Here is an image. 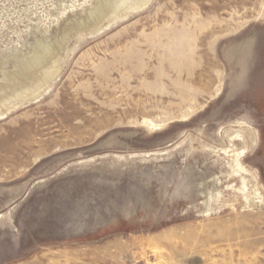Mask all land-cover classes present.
I'll use <instances>...</instances> for the list:
<instances>
[{
	"label": "rangeland",
	"instance_id": "1",
	"mask_svg": "<svg viewBox=\"0 0 264 264\" xmlns=\"http://www.w3.org/2000/svg\"><path fill=\"white\" fill-rule=\"evenodd\" d=\"M104 1L0 0V264H264V0Z\"/></svg>",
	"mask_w": 264,
	"mask_h": 264
},
{
	"label": "bare ground",
	"instance_id": "2",
	"mask_svg": "<svg viewBox=\"0 0 264 264\" xmlns=\"http://www.w3.org/2000/svg\"><path fill=\"white\" fill-rule=\"evenodd\" d=\"M103 1V0H102ZM151 0H106L104 2H102V4L100 5L99 3H97V5H100L99 11L103 10L104 11V7L107 8H111L110 10H114V13H111V15L113 14H118V12L120 10H127V11H139L141 9H143L145 6L150 4ZM105 13V12H104ZM132 13V12H130ZM93 17V15H92ZM98 18V16H95ZM103 17V16H101ZM105 17V16H104ZM103 17V18H104ZM100 18V17H99ZM92 19V18H91ZM95 19V18H93ZM98 20V19H97ZM96 20V21H97ZM99 21V20H98ZM97 21V22H98ZM102 21V20H101ZM95 22V21H94ZM91 23V22H90ZM92 24V23H91ZM43 49H37V51L35 52L34 56L24 65V70L25 71H35L36 74L34 75V77L32 79H28L25 83H23L22 85H27V86H31V85H36L37 83H40L42 78L47 77L48 79L50 77L54 78V76L58 73L55 74V72H51L49 71V68L51 69L52 66H48L49 64L47 63V59L49 57H51V53L53 52V49L51 47H44L42 46ZM54 59V58H53ZM56 59V58H55ZM50 61H52L51 59H49ZM54 62V61H52ZM52 64V63H50ZM63 67V66H62ZM60 70V69H59ZM34 73V72H33ZM51 78V79H52ZM46 79V80H48ZM45 80V79H43ZM44 82V81H43ZM8 85V84H7ZM43 85V84H42ZM46 85V84H45ZM5 86V85H4ZM26 87V86H25ZM35 87V86H34ZM33 87V89H34ZM40 87V86H39ZM38 87V88H39ZM24 88V87H23ZM37 88V87H36ZM41 88V87H40ZM43 88V87H42ZM26 90V89H25ZM29 90V89H28ZM40 91V90H39ZM38 92V91H37ZM36 92V93H37ZM32 93H30L31 95ZM34 94V93H33ZM10 96L7 97L4 101L0 102V107H3L7 104V102L12 99L18 98V93H12L9 94ZM21 95V94H19ZM26 96V94H25ZM29 96V95H27ZM20 97V96H19ZM22 97V96H21ZM20 97V98H21ZM20 100V99H19ZM22 100V99H21ZM14 101V100H13ZM22 102V101H21ZM5 113H1L0 112V117L4 116Z\"/></svg>",
	"mask_w": 264,
	"mask_h": 264
}]
</instances>
